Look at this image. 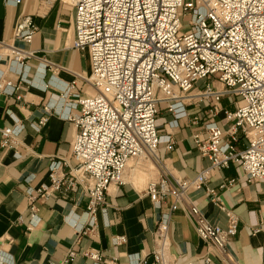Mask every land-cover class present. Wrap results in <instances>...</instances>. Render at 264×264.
I'll return each mask as SVG.
<instances>
[{"label": "built area", "instance_id": "1", "mask_svg": "<svg viewBox=\"0 0 264 264\" xmlns=\"http://www.w3.org/2000/svg\"><path fill=\"white\" fill-rule=\"evenodd\" d=\"M73 3V47L89 54L91 74L85 79L95 93L82 94L76 80L64 89V97L73 93V104L79 107L62 115L76 128L71 156L50 157V184L27 189L31 217L27 230L40 220L39 200L54 193L66 198L80 188L87 197L88 225L78 234L95 231L97 215L107 207L109 186L124 183L131 160L147 157L162 164L163 174L148 183L146 194L153 203L170 197L175 202L157 223L154 250L137 255L130 264H170V223L178 207L186 211L204 241L229 257L227 245L238 232L237 215L230 213L225 227L213 224L188 195L202 188L213 171L231 166L238 167L249 182L264 184V0ZM187 15L190 18L183 23ZM36 30L34 18L22 14L14 39L31 43ZM32 56L33 51L16 46L8 53L9 60L20 65ZM18 87L4 76L0 53V92L12 95ZM225 97L231 98L233 110L224 106ZM162 102L175 121L193 115L192 123L201 127L194 140L210 166L194 178L172 180L161 161L160 147L171 149L174 143L172 135H163L157 124ZM47 110L52 109L47 106ZM47 120L43 117L38 127ZM21 131L20 125L0 128L2 147L16 149ZM210 193L222 207L215 190ZM126 241L125 235L114 238L117 245ZM78 253L92 264L118 260L107 259L97 249H71L61 264H71ZM201 264H212V258L206 256Z\"/></svg>", "mask_w": 264, "mask_h": 264}, {"label": "crops", "instance_id": "2", "mask_svg": "<svg viewBox=\"0 0 264 264\" xmlns=\"http://www.w3.org/2000/svg\"><path fill=\"white\" fill-rule=\"evenodd\" d=\"M22 14L31 15L37 26L31 43L14 39ZM74 37L73 0H54L51 4L45 0H0L2 70L7 79L19 84L12 95L0 92V128L22 126L14 150L2 147L0 133V264H61L71 249H97L107 259L116 257L117 264H130L137 255L154 250L157 223L175 202L174 197L164 203L151 201L147 185L153 178H160L163 168L153 159L142 157L131 160L124 183L109 186L107 207L98 213L95 231L78 234L88 225L87 197L80 188L73 189L66 198L54 193L39 200L40 220L27 230L31 218L27 189L50 184V157L71 156L76 128L62 115L79 107L73 104V93L64 97V89L76 80L82 94L95 93L82 79L91 74L89 54L73 47ZM12 46L33 51L34 56L24 65L12 62L8 57ZM18 95L22 99L18 100ZM223 104L235 108L230 97H225ZM47 106L52 110L48 111ZM43 117L48 120L38 127ZM192 117L175 121L161 103L157 124L163 135H172L174 143L171 149L163 145L158 152L172 180L194 178L210 166L209 159L196 147L194 135L201 127L192 123ZM220 125L228 128L222 122ZM147 160L144 166H138ZM210 189L220 197L222 207L212 200ZM188 196L213 224L225 227L229 214H236L238 232L227 245L229 257H224L198 235L186 211L178 207L170 223V264H201L206 256L212 258V264H264L262 182H249L238 167L231 166L213 171L207 183ZM121 235L127 241L115 244L114 238ZM71 264L92 261L78 253Z\"/></svg>", "mask_w": 264, "mask_h": 264}, {"label": "rangeland", "instance_id": "3", "mask_svg": "<svg viewBox=\"0 0 264 264\" xmlns=\"http://www.w3.org/2000/svg\"><path fill=\"white\" fill-rule=\"evenodd\" d=\"M189 18H190V16H185V17H182V22L183 23H187L188 22V20H189ZM83 80H84V82L83 83H85L86 82V79L83 77L82 78ZM90 92V91H89ZM149 161L147 160V161H141L140 163H138V166L140 167V166H144L146 163H148ZM133 162L132 161H130L129 162V164H132ZM134 164H136V163H134ZM133 164V165H134ZM149 179V178H148ZM152 180H155V178H153Z\"/></svg>", "mask_w": 264, "mask_h": 264}]
</instances>
